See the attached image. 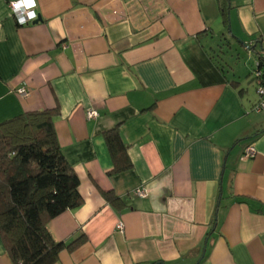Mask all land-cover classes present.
<instances>
[{
    "label": "crops",
    "instance_id": "crops-1",
    "mask_svg": "<svg viewBox=\"0 0 264 264\" xmlns=\"http://www.w3.org/2000/svg\"><path fill=\"white\" fill-rule=\"evenodd\" d=\"M11 1L0 0V123L49 110L79 182L81 203L47 223L66 245L52 264H264L251 74L264 0H33L24 25ZM108 132L130 165L116 169ZM0 264H14L1 236Z\"/></svg>",
    "mask_w": 264,
    "mask_h": 264
},
{
    "label": "trees",
    "instance_id": "trees-1",
    "mask_svg": "<svg viewBox=\"0 0 264 264\" xmlns=\"http://www.w3.org/2000/svg\"><path fill=\"white\" fill-rule=\"evenodd\" d=\"M251 72L259 83L256 89L264 86V57ZM106 140L116 169L130 165L119 135L108 132ZM78 184L59 147L49 110L25 112L0 123V236L14 264L56 260L66 245L52 237L47 223L81 203Z\"/></svg>",
    "mask_w": 264,
    "mask_h": 264
},
{
    "label": "built area",
    "instance_id": "built-area-1",
    "mask_svg": "<svg viewBox=\"0 0 264 264\" xmlns=\"http://www.w3.org/2000/svg\"><path fill=\"white\" fill-rule=\"evenodd\" d=\"M33 4H34L33 0H30V2H28V0H15V1H11L8 4L12 16L19 25L27 24L37 18L38 15L36 14L35 10L32 7ZM17 92L19 95L22 96H25L27 94V90L24 86L20 87L17 90ZM257 95H258V100L254 105V110L256 111L264 110V86L261 85L258 86ZM86 115L87 117H95L97 115V112L95 110H89L87 111ZM253 154H254V148L252 146L248 147L245 156H252ZM135 193L138 196H142L144 192L143 189L139 188L136 189ZM117 228L122 229V223H117Z\"/></svg>",
    "mask_w": 264,
    "mask_h": 264
},
{
    "label": "rangeland",
    "instance_id": "rangeland-1",
    "mask_svg": "<svg viewBox=\"0 0 264 264\" xmlns=\"http://www.w3.org/2000/svg\"><path fill=\"white\" fill-rule=\"evenodd\" d=\"M229 40H230V39H229ZM231 44H232V43H231ZM224 46L227 47L225 43H224ZM228 51H230L229 47H228ZM226 57H227L228 60H229V59H230V54L227 53V54H226ZM234 57H235V56H234ZM229 62L231 63V65H232L235 69L237 68V67H236V64H237L236 62H238V59H237V58H234V60H231V59H230Z\"/></svg>",
    "mask_w": 264,
    "mask_h": 264
},
{
    "label": "snow or ice",
    "instance_id": "snow-or-ice-1",
    "mask_svg": "<svg viewBox=\"0 0 264 264\" xmlns=\"http://www.w3.org/2000/svg\"><path fill=\"white\" fill-rule=\"evenodd\" d=\"M28 2H30V0H28Z\"/></svg>",
    "mask_w": 264,
    "mask_h": 264
},
{
    "label": "water",
    "instance_id": "water-1",
    "mask_svg": "<svg viewBox=\"0 0 264 264\" xmlns=\"http://www.w3.org/2000/svg\"><path fill=\"white\" fill-rule=\"evenodd\" d=\"M37 18H38V16H37ZM37 18H36V19H37Z\"/></svg>",
    "mask_w": 264,
    "mask_h": 264
}]
</instances>
